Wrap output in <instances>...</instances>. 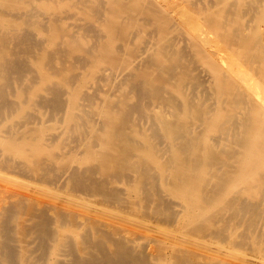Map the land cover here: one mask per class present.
I'll return each mask as SVG.
<instances>
[{
	"label": "bare ground",
	"instance_id": "obj_1",
	"mask_svg": "<svg viewBox=\"0 0 264 264\" xmlns=\"http://www.w3.org/2000/svg\"><path fill=\"white\" fill-rule=\"evenodd\" d=\"M236 250L264 262V0H0V264Z\"/></svg>",
	"mask_w": 264,
	"mask_h": 264
},
{
	"label": "rangeland",
	"instance_id": "obj_2",
	"mask_svg": "<svg viewBox=\"0 0 264 264\" xmlns=\"http://www.w3.org/2000/svg\"><path fill=\"white\" fill-rule=\"evenodd\" d=\"M243 251H241V250H236L235 251V254H236V256H233V257H229V256H225V260H227V261H229V262H232V263H235V264H241V258H242V256H243ZM239 254V255H238ZM242 254V255H241ZM238 255V256H237ZM241 255V256H240ZM240 256V257H239ZM259 264H264V262H261V263H259Z\"/></svg>",
	"mask_w": 264,
	"mask_h": 264
}]
</instances>
